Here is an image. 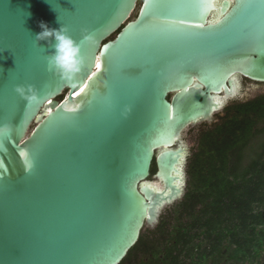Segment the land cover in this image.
I'll use <instances>...</instances> for the list:
<instances>
[{"label":"water","instance_id":"water-1","mask_svg":"<svg viewBox=\"0 0 264 264\" xmlns=\"http://www.w3.org/2000/svg\"><path fill=\"white\" fill-rule=\"evenodd\" d=\"M41 20L81 44L71 80ZM239 76L264 83V0H0V264H119L182 200L183 131Z\"/></svg>","mask_w":264,"mask_h":264},{"label":"trees","instance_id":"trees-1","mask_svg":"<svg viewBox=\"0 0 264 264\" xmlns=\"http://www.w3.org/2000/svg\"><path fill=\"white\" fill-rule=\"evenodd\" d=\"M186 172L175 224L143 230L119 264H264V94L202 130Z\"/></svg>","mask_w":264,"mask_h":264},{"label":"clouds","instance_id":"clouds-1","mask_svg":"<svg viewBox=\"0 0 264 264\" xmlns=\"http://www.w3.org/2000/svg\"><path fill=\"white\" fill-rule=\"evenodd\" d=\"M41 29L35 35V41H48L54 51L46 57L51 69L57 71L62 78L71 80L75 74L80 72L84 63L81 54V44L68 34V28L62 25L59 28H52L47 22L39 21ZM93 37L90 34H84V41H91ZM54 42V43H53ZM99 67V65H97ZM15 91L28 103L38 100V90L34 85L28 84L16 85Z\"/></svg>","mask_w":264,"mask_h":264},{"label":"rangeland","instance_id":"rangeland-1","mask_svg":"<svg viewBox=\"0 0 264 264\" xmlns=\"http://www.w3.org/2000/svg\"><path fill=\"white\" fill-rule=\"evenodd\" d=\"M135 12L133 13V15ZM250 82V81H249ZM249 82H247L249 84ZM253 86H255L251 91L246 93V100L252 99L258 95L264 94V83H253L250 82ZM232 106V105H231ZM234 110V107L230 108ZM226 113V109H221L219 111H216L214 115L216 117L218 116H224ZM221 118H215V121L212 123L214 125L218 124L220 122ZM213 125V126H214ZM202 131L200 123H197L193 125L192 127H188L183 131V138L189 148V155H191L192 152H195L197 150V145H198V137ZM188 179V177H187ZM187 186V183H186ZM185 186V190H186ZM177 202H174L168 206H166L161 213L160 218L165 217L170 221V225L173 226L175 224V219H174V209L177 208ZM168 217V218H167ZM188 221L189 219L183 218L182 221ZM171 228V227H170Z\"/></svg>","mask_w":264,"mask_h":264},{"label":"flooded vegetation","instance_id":"flooded-vegetation-1","mask_svg":"<svg viewBox=\"0 0 264 264\" xmlns=\"http://www.w3.org/2000/svg\"><path fill=\"white\" fill-rule=\"evenodd\" d=\"M253 82L245 77L239 76V82H240V89L238 90V93L231 99H229L227 101V103L225 104V106L223 107V109H226L228 106L236 103V102H243V101H247L246 99V93L251 91L255 86H253L250 82ZM249 82V84L247 83ZM253 83H258V82H253ZM249 100V99H248ZM223 116H218L216 117L214 115V118L212 121L210 122H200L201 128L202 130H206L208 128L213 127L214 124H212L215 121V118H222ZM192 127V126H191ZM185 141V140H184ZM189 149V148H188ZM189 150H188V156H187V161H188V157H189ZM187 167V162H186V166L185 169Z\"/></svg>","mask_w":264,"mask_h":264}]
</instances>
